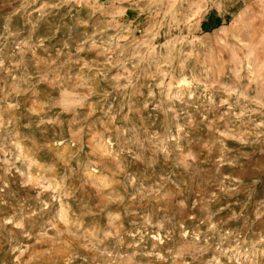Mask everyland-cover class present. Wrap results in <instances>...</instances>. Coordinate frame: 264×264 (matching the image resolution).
<instances>
[{
  "label": "rangeland",
  "instance_id": "374dc122",
  "mask_svg": "<svg viewBox=\"0 0 264 264\" xmlns=\"http://www.w3.org/2000/svg\"><path fill=\"white\" fill-rule=\"evenodd\" d=\"M0 264H264V0H0Z\"/></svg>",
  "mask_w": 264,
  "mask_h": 264
},
{
  "label": "trees",
  "instance_id": "16d2710c",
  "mask_svg": "<svg viewBox=\"0 0 264 264\" xmlns=\"http://www.w3.org/2000/svg\"><path fill=\"white\" fill-rule=\"evenodd\" d=\"M216 22V26L215 27H217L218 25H219V23H220V20H216L215 21ZM211 23V22H210ZM209 27V25H206L205 27H204V29H207Z\"/></svg>",
  "mask_w": 264,
  "mask_h": 264
}]
</instances>
